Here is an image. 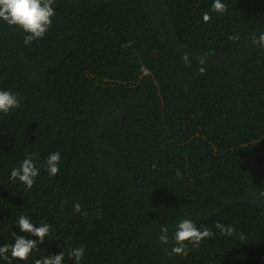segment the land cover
<instances>
[{
    "label": "trees",
    "instance_id": "1",
    "mask_svg": "<svg viewBox=\"0 0 264 264\" xmlns=\"http://www.w3.org/2000/svg\"><path fill=\"white\" fill-rule=\"evenodd\" d=\"M213 2L55 0L29 44L0 20V90L20 101L0 113V246L35 239L20 215L51 226L27 261L0 264L62 250L73 264L81 245V264H264V0ZM26 156L41 167L31 189L10 178ZM185 218L215 235L171 254Z\"/></svg>",
    "mask_w": 264,
    "mask_h": 264
},
{
    "label": "clouds",
    "instance_id": "2",
    "mask_svg": "<svg viewBox=\"0 0 264 264\" xmlns=\"http://www.w3.org/2000/svg\"><path fill=\"white\" fill-rule=\"evenodd\" d=\"M55 0H0V20H3L10 26H17L25 33V44H29L35 40H39L45 36L50 26L52 25V17L55 15L53 7ZM212 9L217 13H224L227 11V5L222 0H214ZM211 19L206 12L203 15V21L207 23ZM254 42L264 47V33H261L258 38H254ZM182 59L188 62V55L185 54ZM204 60L201 59V64ZM200 72L205 71L204 67H200ZM141 74L143 76L150 75V69L141 65ZM20 107L18 96L9 90H0V113H9L12 110ZM61 161V154L58 151L50 153L44 163L43 169L50 177H54L59 172V164ZM41 172V167L33 161L30 156H26L21 162L20 166L13 168L10 173L12 180H19L28 189H31L35 183L37 176ZM76 212L81 211L79 202L73 205ZM16 224L19 231L29 234L33 238H27L25 235H17L13 232V242L5 243L0 246V258L8 260L16 259L20 261H27L33 250L37 248V241L43 244L45 237L50 235V225L42 223L39 227L31 221V217L27 215H20L17 217ZM215 228L223 235L231 236L235 229L232 225H225L217 222ZM160 241L168 244L169 235L168 228L162 226ZM215 233L207 227H197L196 223L190 219H182L174 233V246L171 248V254L174 255H188V244L193 247H199L203 240L212 238ZM243 239V236H241ZM84 246L72 248L68 252V257L73 261V264H81L84 257ZM34 264H65V252L62 250L58 254H49L43 258L36 259Z\"/></svg>",
    "mask_w": 264,
    "mask_h": 264
}]
</instances>
